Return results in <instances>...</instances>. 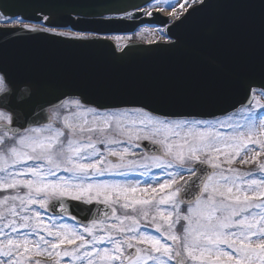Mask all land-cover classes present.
I'll list each match as a JSON object with an SVG mask.
<instances>
[{"label":"snow or ice","instance_id":"1","mask_svg":"<svg viewBox=\"0 0 264 264\" xmlns=\"http://www.w3.org/2000/svg\"><path fill=\"white\" fill-rule=\"evenodd\" d=\"M185 2L196 5V11L209 0ZM0 15H5V23L24 24L31 32L40 30L28 27L20 16ZM257 93L264 97V84H249L247 103L227 122H174L149 114L121 125L122 118L115 113L87 107L76 98L61 106L70 103L77 113H92L95 122L86 128V121L65 118L67 140L63 130L51 125L13 128L15 145L0 152V190H11L0 197V264H30L29 253L46 254L55 264H264V103L254 99ZM135 111L143 114L145 110ZM237 116L240 120L233 122ZM113 122L123 139L107 134ZM8 123H14L12 117ZM224 127L233 131L222 132ZM4 130L8 132L6 125ZM93 133H99V138L93 139ZM142 140L150 141L152 147L142 145ZM125 142L128 146L122 147ZM142 147L145 154L141 158H127ZM237 157L243 164H255V171L231 167ZM189 161L211 165L212 170L198 175L194 166H188ZM150 168L165 173L163 182L157 180L158 187L151 181L142 187L138 181L96 179ZM180 182L183 188L177 186ZM192 184L198 191L181 199V191L185 194ZM69 201L99 203L104 206L103 216H94L90 225L61 222L77 219ZM186 201L184 214L181 205ZM118 206L124 214H117ZM128 209L132 215L127 214ZM45 213L49 214L47 220ZM181 220L186 223L177 234L175 228ZM145 221L170 243L142 231Z\"/></svg>","mask_w":264,"mask_h":264},{"label":"water","instance_id":"2","mask_svg":"<svg viewBox=\"0 0 264 264\" xmlns=\"http://www.w3.org/2000/svg\"><path fill=\"white\" fill-rule=\"evenodd\" d=\"M154 1L0 0V13L50 29L129 35L141 26L166 27L168 20L155 16L128 23L106 18ZM189 13L183 23L167 28L171 43H132L122 51L103 39H67L0 27V73L14 90L6 103L0 102V111L14 121L6 125L7 133L28 124H50L51 111L76 98L101 111L144 109L169 119L210 120L236 112L247 103L248 85L264 84V0H209L206 7ZM21 85L30 87L31 97L17 103ZM194 167L201 176L211 172L202 163ZM197 191L195 184L187 186L181 199ZM69 204L78 224L103 216L101 204Z\"/></svg>","mask_w":264,"mask_h":264},{"label":"rangeland","instance_id":"3","mask_svg":"<svg viewBox=\"0 0 264 264\" xmlns=\"http://www.w3.org/2000/svg\"><path fill=\"white\" fill-rule=\"evenodd\" d=\"M160 1L164 2L167 5H170V4H172V2H175L176 0H160ZM4 21H5V19H3V18L0 19V26H4V27H23L24 28V24H21V23L9 24V23H5ZM28 27H36V28H38L40 30H44L42 25H39V26L28 25ZM52 32H55V34H57V35H61L59 33H63V35H61V36L66 37V38L81 37V36L75 35L74 33L70 32V31H52ZM144 34H145V31H142L141 35H139V37H137V39L143 40V37L145 36ZM112 41L116 42L117 47L119 49H121L122 47H124L126 45L127 42H129V38H112ZM254 99L259 100L261 103H264V97H259L258 93H257V95L255 96ZM74 113H76L75 116L73 115ZM51 114H52V120H53L52 121L53 123L51 124V126L53 128H56V129H59V130H63L65 132V136L63 137V139H65V140H67V138H68V129L64 125V119L65 118H68L70 120V122L73 121V120H75L77 122H81V123L86 121L87 122V123H85V127L86 128L88 126H90L92 123L95 122L92 113H87V112H79V113H77V110H76L75 106L71 105L70 103L68 104L67 107L62 106L61 108L52 111ZM115 114L117 115V117L122 118L120 120L121 125H126L130 121H133V120L138 122L141 119H145L146 117L149 116V115H147L145 113H143V114L137 113L136 111H133V112H121V113H115ZM8 117L9 116L6 113L0 112V124H2V123L3 124L4 123L8 124ZM230 117H226V118H223V119H217V120L227 122L230 119ZM238 120H240V117L237 116L233 122L238 121ZM172 121L178 122V121H181V120H172ZM209 121L210 122H215L216 120H212V121L209 120ZM47 126H45V127H47ZM217 127H218V125H217ZM115 128H116V122H113L112 130L109 133H107V134L108 135H112L113 138H115V139H123L122 137H120L115 132ZM220 130L222 132H226V133L233 131V129H230L228 127H224V128H222ZM92 135H93V139L99 138V133H93ZM0 137H3V143L0 144V152L7 151V149L13 147L15 145V141L17 139V137H11L10 135L5 134V133H0ZM143 142H150V141H147V140L140 141V143H143ZM121 146L122 147H127L128 145L125 142ZM99 147L101 149H103L104 145L101 144V145H99ZM134 152H135L134 156H129L127 158H129V159H139L145 154V151L142 148L134 149ZM110 158H116V157H110ZM203 159H204V157L201 156V160H203ZM220 159H221V162L223 163L224 162V157L222 155H221ZM261 159H264V157H261ZM196 163H203V162L189 161L188 162V166H193ZM208 166L211 167V165H208ZM225 166L227 167V165H225ZM231 167L240 169L241 171H253V172L256 169V165L253 164V163H249V164L241 163L240 157L236 158V161L231 165ZM177 170L182 172V173H185V174L187 173V170L184 169L183 167H178ZM140 171H146L147 175L141 176L139 174ZM60 175H67V174L66 173H60ZM165 178H166L165 177V173H164V171L162 169L150 168V169H140L137 172H130L126 176L118 175V174H108V175H105V176H102V177H97L96 179L101 180V181H109V182L138 181L141 184L142 187L147 186L144 183L145 181H151L152 182V186L158 187L157 180L159 179L161 182H163V180ZM177 186L182 188L183 182H180V184H178ZM166 191H170V190H166ZM10 192H11V190H0V197H3L4 195L10 194ZM136 195H137V198L140 197V194H136ZM160 195H163V193H160ZM187 207L188 206H186V205H183V204L181 205L182 213L187 214L186 213ZM41 211H43V210H41ZM124 213H125V210L118 206L117 214L118 215H122ZM127 214L132 215L133 214L132 210L128 209L127 210ZM46 215H47V213H46ZM47 219L48 218H45V220H47ZM61 222H66L69 225H73V223L70 222L69 220H65V221H61ZM148 223L149 222H147V221L142 222V225H141L142 231H146V232H149V233H151L153 235L158 236L165 243H170V241H168L166 239V237H164L160 233L156 232L154 227H149ZM185 223L186 222L183 221V220H181L179 223H177L176 228H175V231H176L177 234H181L182 233V229H183V226H184ZM32 238L35 239V237H32ZM27 255H28V259L30 261V264H36V262H39V264H55V259L53 257H49L46 254L35 255L33 253H29ZM64 259L66 260V258H64ZM62 264H63V261H62Z\"/></svg>","mask_w":264,"mask_h":264},{"label":"clouds","instance_id":"4","mask_svg":"<svg viewBox=\"0 0 264 264\" xmlns=\"http://www.w3.org/2000/svg\"><path fill=\"white\" fill-rule=\"evenodd\" d=\"M13 89L7 84L6 78L3 73H0V102H7L6 97H10L13 94ZM31 97V89L28 85H21L19 92L16 93V102L21 103L25 99Z\"/></svg>","mask_w":264,"mask_h":264}]
</instances>
